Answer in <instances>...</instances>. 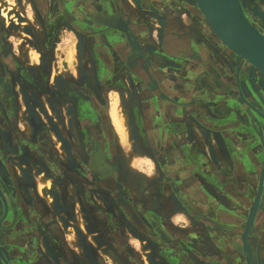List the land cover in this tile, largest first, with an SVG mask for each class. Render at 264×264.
Segmentation results:
<instances>
[{
    "label": "rangeland",
    "instance_id": "374dc122",
    "mask_svg": "<svg viewBox=\"0 0 264 264\" xmlns=\"http://www.w3.org/2000/svg\"><path fill=\"white\" fill-rule=\"evenodd\" d=\"M104 1L47 0L43 8L35 0H0V32L11 47L5 64L13 82L14 108L8 112L15 119L14 125L8 118L0 123L1 132H9V140L3 142L6 157L1 158L0 181L5 193L14 191L17 202L21 197V207H11L6 223L0 226V264H5L1 256L11 264H22L14 262L12 253L25 250L8 243L14 237L23 244L39 241L37 246L30 245L32 251L37 248L46 255H78L81 259L63 264H225L227 257L236 260L234 264H246L241 233L249 220L235 210L232 195L252 204L253 194L256 199L258 193L264 171V79L247 61L240 66L238 84L232 70L219 67L217 58L223 50L218 46L219 54L214 55L208 34L198 26L203 24L210 38L219 40L200 14L198 26L186 17L187 36L177 38L168 32L161 45L163 27L158 17L163 13L168 18L184 17L178 14L180 4L140 0L145 3L140 13L133 8L135 0H126L133 16L125 17L119 3L115 9L113 0L109 5ZM252 1L258 6L244 0L245 12L259 23L255 10L264 15L259 8L264 3ZM189 2L194 6L193 0ZM55 4L63 8L67 21L52 35L46 27L56 25L54 18L60 10ZM100 7L110 12L115 9L116 18L97 23ZM81 19L96 24L91 28L80 24ZM77 23L84 35L74 30L80 26ZM194 30L201 32L200 41L192 38ZM79 39L83 41L81 59ZM71 45H75V69L65 55L62 62L57 55L59 46ZM137 48L148 58V81L141 77L136 81L138 75L127 66ZM6 54L3 51L0 56ZM249 66L251 77L246 73ZM239 85L254 97L255 110L235 101L242 95ZM226 103L240 116H230ZM114 110L123 117L125 132L115 126ZM224 114L227 119L220 121L218 117ZM3 115L7 116L5 111ZM112 136L121 159L120 199L90 175L95 145L111 161L117 156L109 149ZM65 143L66 151L61 149ZM48 144L56 148L47 149ZM243 148H250V156L255 157L254 180L247 172L243 177L249 184L245 192L239 191L228 167L232 161L241 162ZM172 164L177 170L174 175L167 169ZM19 168L27 171V178L18 174ZM42 170L49 174H39ZM50 174L60 190L49 191L52 206L46 194L42 195L45 199L40 197L36 186L37 177L38 184L44 175L54 179ZM190 185L197 199L187 198ZM262 196L259 208L254 209L255 250L251 254L255 264H264V188ZM26 199L34 220L23 214ZM188 202H194L197 209H190ZM9 205L13 206L12 201ZM52 225L68 243L60 246L63 253L54 244L60 240ZM3 227L9 229L4 232Z\"/></svg>",
    "mask_w": 264,
    "mask_h": 264
},
{
    "label": "water",
    "instance_id": "95a60500",
    "mask_svg": "<svg viewBox=\"0 0 264 264\" xmlns=\"http://www.w3.org/2000/svg\"><path fill=\"white\" fill-rule=\"evenodd\" d=\"M113 1H114V8L115 9L117 7V4L119 3L118 9L120 12L124 13V16L126 15L129 17L130 15H132L130 13L128 5H126L127 4L126 0H113ZM145 1L147 4H149L148 1H151V0H145ZM161 1H164V0H161ZM187 1L189 2V0H175V1L167 0V1H164L166 3H163V4L165 5V4L169 3L170 4L169 6H171L173 4H175V5L180 4L182 6H186ZM260 1L264 2V0H260ZM104 3L106 5H109L110 0H105ZM192 3H194V5H195L194 7H196L199 10H202V12L205 15L209 25L213 28V30L218 35V37L223 41V46L224 47L227 46L229 49L234 51L235 54L237 55V56L233 55L235 58L237 57L238 59L243 60L244 62L247 61V62L251 63L253 66H255L258 69L257 71H260L259 74L261 75V77L264 79V40H263L261 34L253 27V24L251 23L249 16L246 14V12H245L246 3L244 2V0H193ZM143 4H145V3H141L140 0H136V2H135V5H137V6L138 5L142 6ZM151 5H154V4H151ZM112 6H113V4H112ZM107 9L108 8H106V10H102L100 7V9L96 10V12H99L97 17L95 18V21L97 23L100 24L103 21L108 22V21H110L111 18L115 17V11L116 10L114 9L113 12H110ZM163 16H165L164 13L162 16L160 15V17H158L159 18V24H161L160 19ZM139 20H141V18ZM90 21L85 22V21H83V19H81L78 22L80 24L85 23V24H87L88 27L93 28L96 23H95V21H94V23H92V21L91 22ZM163 21L165 23L164 17H163ZM135 22L138 23L137 20ZM80 24L77 23V25H80ZM74 30L79 31V33H81L82 35L85 34V31H83V29H81V25L77 26L76 29H74ZM163 30L161 31V34L159 35L161 45H163V43H162L163 42V39H162L163 38V34H162ZM87 36H90V35H88V33H87ZM78 41H79V45L77 47V50L79 53V58L81 59L82 58V52H83V49H82L83 48V41L80 39ZM0 53H2V50L0 51ZM6 53L7 54L5 55V58L2 60V62H5V59L7 60V58L9 57L10 52H6ZM240 56L243 59H241ZM79 65L81 66L80 63H79ZM9 72H10L9 67L5 63H3V65L2 64L0 65V98L4 99L5 106H8V109L10 110L11 108L12 109L14 108V105H13V101H14L13 95L14 94H13V82L10 79V77L8 78ZM248 82L251 83V80H249ZM5 83H6V85H5ZM239 89L241 91L240 94L242 93V95L240 96V98H238V100H235V101H237V103L241 107L246 102L253 110H255V106L253 107L251 104V102H254L255 99L253 96L249 95L250 93L247 90V87L243 86V88H241V86H240ZM1 101H2V99H0V103H1ZM224 106H225V110L230 109V112H229L230 116L233 114L235 116H240L239 114H241V113L238 112V110L234 109L233 106H230L227 103ZM220 108L222 110L223 107L220 106ZM242 109H244V107ZM225 115L226 114L221 115V117L219 116L218 119L220 121L225 120V118H226ZM230 116H228V117H230ZM253 119L255 121V117ZM223 131H226V130L224 129ZM204 134L206 135L205 132H204ZM227 140H231V138H229V139L227 138ZM240 164L242 165L241 167L245 170V172L250 174V176H252V178L254 180L255 170L250 171L249 165L247 164V162L245 161L243 156H241ZM23 177L27 178L28 176H23ZM253 184H255V183H253ZM251 186H252L251 187L252 190L255 191V187H254L255 185L251 184ZM263 188H264V171L261 174V180H260L258 193L256 195V199H255V193L253 194V203L252 204H250V202H248L247 200L245 201V200H242V198L240 199L238 194H236V196L232 195V197H234L235 202L237 204L235 210H239V212L243 213L242 215L244 216V218L247 216L246 220H249L248 221L249 223L247 222V224H245L246 225L245 226L246 227L245 233H241V236H243V242H245V244L243 243V251H244V255H245L246 264H255V258L251 254V252H252L251 249L255 250V210L254 209H256L257 207L259 208V206L262 202ZM6 194L7 193H4L3 189L0 187V199L4 204V211H5L4 214H2L3 215L1 217L2 219H0V225L3 223V221H5V219L8 216L7 214L9 213V207H8V201L6 198ZM187 198L197 199V194L195 195V193H190L187 196ZM195 202L197 203L198 201L196 200ZM187 204L190 207V209H192V208L197 209L195 207L196 205L194 202H191V203L188 202ZM249 205L253 206V207H250ZM192 214H194V211L192 212ZM222 218L224 219V221H225V219H227L226 216H223ZM231 220L232 219L228 220L230 222L228 224L229 226H231L230 225ZM221 227H223V226L221 225ZM225 228L228 229V227H225ZM7 229H9V228L3 227L4 232L7 231ZM253 231H254V233H253ZM1 258L3 259L5 264H11L7 260V258H5V256H1Z\"/></svg>",
    "mask_w": 264,
    "mask_h": 264
},
{
    "label": "flooded vegetation",
    "instance_id": "af4514ba",
    "mask_svg": "<svg viewBox=\"0 0 264 264\" xmlns=\"http://www.w3.org/2000/svg\"><path fill=\"white\" fill-rule=\"evenodd\" d=\"M55 1L57 3L59 2V0H55ZM247 1L248 2H253L252 0H247ZM35 2L39 6L42 5L43 8H45L46 5H47V0H35ZM254 2H253V5L255 7H257L258 6V3H256V2L254 3ZM188 3H190V2H188ZM188 3H186L187 4L186 6H184V7L182 6V8L180 9L179 12H183L182 10H185V13L188 14L187 17L194 24L197 23V20L201 24V17L199 15V13L196 12V9H195L194 6H192V4L189 5ZM54 6L57 7L60 10L59 17L54 18V24L56 23V25H55L54 28H50L49 26L46 27V29H49V30L52 31V33H53L52 35H55L56 34V32L58 31V29L60 28V26H62L63 21L66 20V18H67L65 12H63L65 16L62 13L63 8L58 7L57 4H55ZM259 8L262 9V10H264V8L261 7L260 5H259ZM187 10H188V12H187ZM52 14H55V13H52ZM163 17H164V20H165V28H164V30L162 32V34H163V38L162 39L163 40L165 38V35L168 34V32L169 33L172 32L174 34L176 33L177 34V38H180V37L181 38H184L185 36H187L186 34L188 33V29H187L186 25L183 22V19H184L183 17H180L179 15L178 16L177 15L176 16L174 15V16H172V18H168V16H166V15L163 16ZM59 22H62V23L59 24ZM172 23H175V25L171 27V24ZM259 24H260V22H259ZM196 25L198 26L199 23H197ZM198 28L201 29V30H203V31H205L204 28H202L201 26H198ZM194 32H195V37H193V38L195 40L200 41L199 37L201 35V32H199L198 30L197 31L194 30ZM205 33H206V31H205ZM201 37H202V35H201ZM208 38L211 40V38L209 37V35H208ZM130 43H132V45H134V44L135 45L136 44L138 45V43L135 42V41H133V40H130ZM210 46H211V50L213 51L214 55L219 54V48L223 50L222 57L219 55V57L217 58V60H220V62L222 64L219 67L222 68L224 66V69L226 67V70L228 69V66L233 67L234 70H235V71L232 70L233 71V76L236 77V81H237L238 75L241 73L240 72L241 71L240 70V66H244V64H245L244 61L238 59L237 57L235 58L232 54L228 53L226 51V48H224L223 45L219 44V42L217 43V42H214V41L211 40ZM218 46H219V48H217ZM10 48L11 47L9 45V42L6 41V39L3 37V34L0 32V51L2 50V52L3 51L4 52H7V51L9 52ZM119 53L121 55H124V53L122 52V50H120ZM145 55H144V53L142 51H140L137 48L132 53V55L128 58V60H127V66L129 67V69H131L136 74H138L143 80H147L148 79L147 78V75H148L147 73H148V70L150 71L148 58ZM3 59H4V56H0V65L1 64L3 65V63H5V62H2ZM105 61H106V63H109V60L107 59V57L105 58ZM227 72H228V70H227ZM246 73L249 75L248 77H251L250 75L253 74V71L251 70V67L250 66L247 69ZM238 82H239V80L237 81V84H238ZM5 85H6V83H5ZM151 86L156 87L154 84H152ZM1 105L2 106H0V123L3 122V120H5L6 118H8V119H10L11 123L14 125L15 124V119L13 118V115L11 116V113L8 112V106H5V104H3V103ZM3 111L6 112V115L7 116L3 117L4 116L3 115ZM103 123H104V120H103ZM1 130L2 129H0V136H1V139L0 140H2V141H0V164H2L1 163L2 162L1 158L4 160L5 157H6V153H4L5 150H4V143L3 142L9 140V137H8L9 136V132H1ZM104 130H105L104 133H107L108 132V128H105ZM51 138H50L51 139V143L52 142L54 143L53 137H51ZM93 139L95 141H97L96 138H93ZM15 140L16 139L13 138V144L14 143L16 144ZM42 140L43 139H40V143H42ZM114 140H115V137L114 136H112L111 139L109 140V144H110V148L109 149H110V152L113 151V153L115 155H117L114 158V161L113 160L111 161L108 157H105L104 156V153L102 151H100L99 149H97L96 145L94 146L95 149L93 150L92 155H91V158H90V162H91V166H92V172H91L90 175L93 176L92 178L96 182H98L99 185H101L103 188L108 189L111 193H114L113 195H114V197L116 199L117 198L120 199V196L117 195V193H122V190H121V188H122L121 187V180H122L121 177H122V175H121V170H120V167H119L121 165V161H120L121 159H120V157L118 156V154L116 152V145H114V143H115ZM66 144L67 143L63 144L64 146H62V148H61L62 150L63 149L65 150L67 148V145ZM54 148H56L55 145H53V146H50V145L47 146V149H50V150H53ZM59 157L61 158V156H59ZM65 157H66V155H65ZM62 159H64V158H62ZM172 165L171 166H167V169H168V173L169 172H172L173 175H174V172H176L177 170H176V165L175 164H172ZM22 169H24V168H22ZM52 176L55 179V176L53 174H52ZM174 177L177 178L176 175ZM0 187L2 188L1 181H0ZM3 191H4V189H3ZM4 193H5V191H4ZM7 193H11L10 196H7V194H6V198H7V201H8V207H9V213L7 214L8 215L7 217H9L10 216L9 214H11V207H14V208H15V206L16 207L18 206V208L21 207V203H20V201H21L20 198L21 197H20V195L18 196L19 202H17L16 197L13 195L14 191L13 192L12 191H9ZM189 193H192V192H189ZM11 201H12L13 206H10L9 205V204H11ZM0 208H1L0 209V219H2L1 218L3 216L2 214H4L5 211H4V204H3V202L1 200H0ZM6 219H5V221H3V223L0 226H3L6 223V221H7ZM52 228H53L54 234L58 237V240H60L58 243H54V244L56 245V247L58 246V248H57L58 251L60 253H63L62 249H60V246H64V245H67V244H66V242L62 238H59V236H58L59 235V232H58L56 226L52 225ZM128 231H129L128 230V227L126 226L125 229H124L125 234ZM35 241L36 240L33 241V245L34 246L36 245V244H34ZM13 242H14V239L12 238L11 241L8 242V243H10L12 245ZM38 242L39 241H37V245H38ZM13 245H15V244H13ZM30 245L31 244H29V249H30ZM35 249L36 250L35 251H32V253H30V254H27V251L20 252V249H16L18 251H14L12 253L13 257L15 258L14 259V262L16 260H18V261H21L23 264H41V263L44 262V260L42 258H48L47 259L48 262L49 263H52V264H63V263H66V262H63L62 260H60V259H62L61 257L63 256L61 254L59 255L60 257L57 256V255H54V254L53 255L52 254L51 255H48V254L46 255V254H43V251L42 250H39L37 248H35ZM53 258H55L56 262H52V261H54ZM228 259H229V257H227V260ZM71 262H73V261H70L69 263H71ZM187 262L190 263L191 261H187Z\"/></svg>",
    "mask_w": 264,
    "mask_h": 264
},
{
    "label": "crops",
    "instance_id": "0c3cea01",
    "mask_svg": "<svg viewBox=\"0 0 264 264\" xmlns=\"http://www.w3.org/2000/svg\"><path fill=\"white\" fill-rule=\"evenodd\" d=\"M84 7V6H83ZM133 8L136 10V11H138V12H142V9H138L136 6L134 7L133 6ZM183 12H180V13H178V14H180V15H184V19H183V22H184V24L186 25V27L188 28L189 27V21H188V19L186 18L187 16H188V14L187 13H185V10H182ZM187 12H188V10H187ZM142 13H144V12H142ZM141 15V14H140ZM154 16V15H153ZM178 16V15H177ZM126 17V16H125ZM155 18H157V17H155ZM163 19V18H162ZM161 20V19H160ZM164 22V21H163ZM153 23H154V21H153ZM202 23V22H201ZM152 24V23H151ZM203 25V24H202ZM201 25V27L202 28H204L203 26ZM205 30V29H204ZM206 31V30H205ZM206 33L209 35V33L206 31ZM194 36V35H193ZM193 38V37H192ZM194 39V38H193ZM212 40V39H211ZM194 41H195V39H194ZM70 50V51H69ZM67 52V53H66ZM169 52L170 53H172V56L174 55V53L172 52V51H170L169 50ZM168 52V53H169ZM57 55H59V57H58V59H59V62H62L63 61V56L65 55L67 58H66V61H70V68L71 69H75L76 67L73 65L74 63V58H75V45H71V46H69V47H67V46H59V50H58V54ZM228 69L229 70H233V71H235L234 70V68L233 67H230V66H228ZM232 71V72H233ZM136 74V73H135ZM138 75V74H137ZM136 75V76H137ZM132 78V77H131ZM136 81H140V76L138 75L137 76V79H136V77L134 78ZM133 79V80H134ZM134 82V81H133ZM1 104V103H0ZM1 106V105H0ZM112 117H113V121H114V124H115V126H119V128H121V130L122 131H124L125 132V123H124V121H123V117L120 115V113L117 111V110H114V112L112 113ZM167 119H168V117H166L165 116V118H164V121H163V125L165 124V123H167L166 121H167ZM126 141H122V143H125ZM249 149L250 148H243L242 149V156H243V158L245 159V161L247 162V164L249 165V168H250V171H252V170H255V157H253V155L252 156H250L251 155V153L249 152ZM242 165L240 164V163H236L235 161H232L231 163H230V165L228 166V167H230V171H231V173L233 174V179L235 180V182H236V185H237V187H238V189H239V191H241V192H245V191H247V189H248V183L243 179V177L246 175L245 174V170L241 167ZM21 169L22 168H19V172H18V174L19 175H23V173L21 174ZM23 170V169H22ZM26 174H27V176H28V173H27V171H26ZM39 174H49L48 172H46L45 170H42V171H40L39 172ZM182 177H187V174H183V176ZM247 177H249V175H247ZM37 179H38V177H37ZM36 179V186H37V190H39V195H40V197H43L42 196V193L40 192V184H38V180ZM183 181H187L188 182V180H185V179H182ZM39 181H41V180H39ZM39 185V186H38ZM191 186V185H190ZM189 186V187H190ZM188 187V188H189ZM189 191H191V192H195V190H194V188H192V186L189 188ZM44 198V197H43ZM45 199V198H44ZM46 201H48L47 199H45ZM200 202H202V203H204V200H201ZM26 207L24 208V215L25 216H28V215H30L29 216V218H33V220L35 219V217L36 216H32L30 213L33 211V210H31V212L28 210V204H29V201H28V199H26ZM48 204H50V200L48 201ZM58 210V209H57ZM28 214V215H27ZM19 237H16V238H14V242H13V244H15L16 246H21V247H23L22 249H24L25 251H27V254H30V253H32V250L31 249H29V244H32L33 242L31 241V242H27V243H25V244H23L24 242L23 241H21V242H19V241H17L16 239H18ZM19 240H21V239H19ZM69 241L71 242V243H73V240L72 239H69ZM28 244V245H27ZM34 244H36L37 245V241H35V243ZM70 244V243H69ZM67 245H68V243H67ZM27 246V247H26ZM31 251V252H30ZM62 259H60V260H62L63 262H70V261H74V262H79L81 259H80V257L78 256V255H69V256H67V255H65V254H63V256L61 257ZM255 258V257H254ZM43 260H44V262L43 263H41V264H52V263H49L48 262V258H42ZM53 260L54 261H52V262H56V260H55V258H53ZM245 260V259H244ZM74 262H71V263H74ZM232 262H236V260H231L230 261V259L229 260H227V259H225V264H234V263H232ZM23 264V263H22Z\"/></svg>",
    "mask_w": 264,
    "mask_h": 264
},
{
    "label": "bare ground",
    "instance_id": "6f19581e",
    "mask_svg": "<svg viewBox=\"0 0 264 264\" xmlns=\"http://www.w3.org/2000/svg\"><path fill=\"white\" fill-rule=\"evenodd\" d=\"M133 2V1H132ZM134 2H136V0L134 1ZM191 2V1H190ZM187 3V2H186ZM264 3V2H263ZM135 5V4H134ZM195 6V5H194ZM136 7L138 8V9H142V6L141 5H136ZM196 12H198L203 18L202 19H204V22H205V25L208 27V29H210V31H211V33L213 34V36H214V38L216 39V40H219L218 42H220L222 45H223V41L218 37V35L215 33V31L213 30V28L209 25V23H208V21H207V19H206V17H205V15L203 14V12H202V10H199V9H197V11ZM255 13L258 15V16H260V24L259 23H256V22H254V21H251V23L253 24V27L261 34V36H262V38H263V40H264V15L261 13V11L260 12H257L256 10H255ZM161 21V27L163 26V29H164V27H165V23L163 22V19H161L160 20ZM210 36V35H209ZM211 37V36H210ZM212 39V38H211ZM212 41H214L213 39H212ZM215 42V41H214ZM224 48H226L227 49V52L229 53H231V54H235V52L234 51H232L231 49H229L227 46H225ZM235 56H237L236 54H235ZM239 57V56H238ZM240 58L241 59H243L241 56H240ZM249 63V62H248ZM251 66H253L251 63H249ZM253 67H255V66H253ZM258 69L255 67V71H257ZM258 72V71H257ZM260 72V71H259ZM58 144V143H57ZM60 144V143H59ZM58 144V145H59ZM60 146V145H59ZM24 171V170H23ZM23 173V175L22 176H27V174H26V172H22ZM52 175V174H51ZM48 176V175H47ZM52 177V176H51ZM41 183H40V192L42 193V195H45L46 194V196L48 197V201L50 200V202H52V205H53V201H52V199H53V196L51 197V196H49V191L50 190H57L58 192L60 191L59 189H58V185H57V182H56V180L55 179H52V178H50V177H45V175L41 178ZM55 194H57V193H55ZM46 198V197H45ZM54 200V199H53ZM56 203V202H55ZM142 247V246H141Z\"/></svg>",
    "mask_w": 264,
    "mask_h": 264
}]
</instances>
